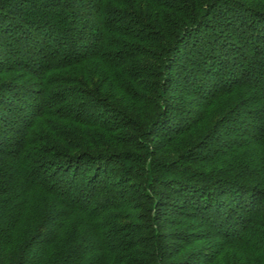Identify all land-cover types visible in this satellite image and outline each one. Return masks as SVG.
Returning a JSON list of instances; mask_svg holds the SVG:
<instances>
[{
    "label": "trees",
    "instance_id": "1",
    "mask_svg": "<svg viewBox=\"0 0 264 264\" xmlns=\"http://www.w3.org/2000/svg\"><path fill=\"white\" fill-rule=\"evenodd\" d=\"M0 264H264V0H0Z\"/></svg>",
    "mask_w": 264,
    "mask_h": 264
}]
</instances>
